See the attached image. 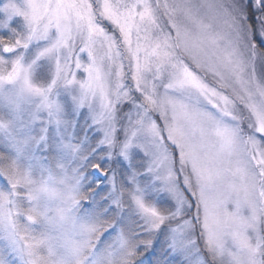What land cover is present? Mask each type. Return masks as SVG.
<instances>
[{
    "label": "snow or ice",
    "instance_id": "1",
    "mask_svg": "<svg viewBox=\"0 0 264 264\" xmlns=\"http://www.w3.org/2000/svg\"><path fill=\"white\" fill-rule=\"evenodd\" d=\"M0 264H264V0H0Z\"/></svg>",
    "mask_w": 264,
    "mask_h": 264
}]
</instances>
